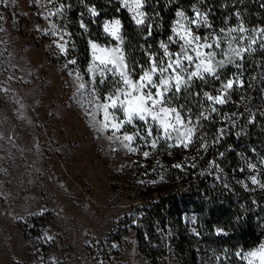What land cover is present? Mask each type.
I'll use <instances>...</instances> for the list:
<instances>
[{
  "label": "rangeland",
  "instance_id": "obj_1",
  "mask_svg": "<svg viewBox=\"0 0 264 264\" xmlns=\"http://www.w3.org/2000/svg\"><path fill=\"white\" fill-rule=\"evenodd\" d=\"M99 1L98 30L87 22L88 11L75 12L77 5L82 6L80 0H4L0 3V264H157L152 259L153 253L140 248L137 237V226L147 212L144 201L175 187L188 166L217 176L224 169L220 154L225 141L220 138V130L224 129V135L228 129V107L233 103L212 105L217 109L213 113L210 102L204 98L194 100L193 95L182 93L174 101L175 105L182 103L194 114L203 106L217 126L214 138L197 129L195 142L187 149L169 147L175 141L167 140H160L152 149L137 137L132 143L137 151L129 152L121 143L108 139L111 131L100 130L97 122L103 119V114L93 106L90 95L92 78L98 81L100 76L93 65L89 41L98 46L96 55L102 59L110 53L101 49L120 47L128 64L133 66L126 51L124 18L126 13L131 18L135 13L124 7L122 0ZM253 2L144 0V6L136 11L146 14V24H152L153 36L143 42L142 49L162 55L159 45L173 36L172 28L180 19L176 12L184 11L191 18L198 9L208 13L212 28L201 27L197 34L203 37L213 32L225 37L221 48L215 49L217 59H222L221 51L229 50L228 28L243 25L247 30L232 34L237 38L232 47H246L253 37V29L258 31L257 19H252L253 16L243 19ZM128 4L135 8L133 0H128ZM61 5L60 13L50 14L56 13ZM156 6L161 10L154 17L150 10ZM76 17L80 24L83 21L87 25L86 31L82 28L89 46L86 72L79 65L74 31ZM115 20L120 21L118 36L122 44L110 34L115 30ZM105 24L109 26L108 32ZM146 24L141 25L145 31ZM192 27L195 32V26ZM220 29L225 32L221 33ZM60 36L68 42L66 53L54 43L60 41ZM178 50V45H170V51ZM70 60L75 63H68ZM139 72L136 67V73ZM239 73L230 64L220 70V80L208 76L206 81H197L204 91L215 96L221 81L235 79ZM107 75L105 84L96 85L101 98L110 93L118 79L113 74ZM80 83L86 84L85 89L79 88ZM194 88L193 85L189 92H195ZM118 115L122 117V113ZM135 123L143 126L141 121ZM135 130L125 125L121 133ZM199 136L203 140L196 139ZM203 142L207 144L206 150L200 148ZM145 151L150 153L148 157L143 155ZM175 164L181 167L173 169ZM239 168L246 171L243 166ZM250 169L248 184H262L264 174L260 165L252 164ZM183 216L190 228H194L195 213L188 211ZM156 229L164 244L157 258L164 259L165 264H187L185 253L169 244L174 232L171 225H158ZM261 245H264V236L259 243L246 248L206 246L199 253V264H248L236 253L246 254ZM255 264H259L258 259Z\"/></svg>",
  "mask_w": 264,
  "mask_h": 264
},
{
  "label": "trees",
  "instance_id": "obj_2",
  "mask_svg": "<svg viewBox=\"0 0 264 264\" xmlns=\"http://www.w3.org/2000/svg\"><path fill=\"white\" fill-rule=\"evenodd\" d=\"M80 3L82 6L77 5L75 12L88 11L87 22L98 30L100 1L80 0ZM91 8H95L97 15L89 11ZM250 8L244 12L243 19L246 21L253 16L259 29L252 37L256 43L251 44V50L242 53L244 59L239 60L242 69L238 77L243 86L234 84L228 96L227 103L233 104L228 107V129L220 136L225 141L220 154L224 166L221 175L188 166L175 187L143 203L147 212L137 226L139 246L146 253H153L152 259L157 264H165L164 259L157 258L159 251L164 249L162 237L156 229L158 225L170 224L174 229L169 244L185 253L187 264H199V253L206 246L230 250L246 248L259 243L264 236V182L255 186L248 184L252 164H259L264 174V48L260 47L264 37L259 32L264 29V0H254ZM160 10L161 7L156 6L150 12L157 17ZM74 20L79 65L86 72L88 39L79 19ZM146 33L145 27L138 26L128 13L125 14V45L133 66L138 67L139 63L147 61L141 45L153 35L145 39ZM194 86L195 92L203 90L197 80ZM192 98L199 100L203 96ZM216 129L212 119L199 122L198 131L205 132L208 138H214ZM240 166L246 171H241ZM188 211L195 213L194 228H190L184 219L183 215Z\"/></svg>",
  "mask_w": 264,
  "mask_h": 264
},
{
  "label": "snow or ice",
  "instance_id": "obj_3",
  "mask_svg": "<svg viewBox=\"0 0 264 264\" xmlns=\"http://www.w3.org/2000/svg\"><path fill=\"white\" fill-rule=\"evenodd\" d=\"M4 0H0V3ZM135 8L130 7L128 0H122V5L128 7L129 11L134 12L132 19L138 25H145L148 17L142 11L136 9L144 6V0H133ZM63 5L57 8L56 13L62 11ZM93 15H97L95 8L89 9ZM176 16L180 19L176 21V26L172 28L173 36L168 37V41H162L159 45L162 50V55L152 53L146 50L145 54L148 60L145 64L138 65L140 72L136 73V66H130L125 58L124 52L120 47L115 49H101V51L110 53L108 58L102 59L96 55L98 46L89 41L92 49L93 65L99 70L100 79L97 81L92 78L91 97L94 107L103 114V119L98 121L101 131H111L108 139L122 144L129 152H136L137 148L132 147V143L139 137L141 140L155 149L160 140L175 141V144H170L169 147H183L187 149L195 141L193 137L197 132L199 122L201 120L211 119L210 114H206L207 110L203 109L198 114L192 113L190 108H186L184 104L175 105L174 101L179 99L182 93L193 95L196 97L203 96L204 100L210 102V111L217 112V109L212 106L215 104L223 105L228 102L230 90L233 85L243 86V81L236 77L229 78L226 81H221V87L217 89L218 94L212 95L207 91L189 92L194 85L195 80L206 81L208 76L214 80H220V70L227 65H234L237 70L242 69V64L236 63V59L243 60L242 53L251 50V44H255L256 40L251 39V43L247 47H232V42L237 40L232 36L233 33H244L247 31L243 25L226 30L228 40V52L221 51L222 59H217V51L221 48V42L225 39L213 32H209L206 36H201L198 33L201 27L208 29L212 28L209 22L208 13H201L198 9L194 10V17H188L184 11L178 10ZM184 21L187 23L185 24ZM120 21L115 20L113 27L115 28L110 34L123 43L121 37L118 36ZM195 26L196 31H193ZM53 28L56 26L53 25ZM80 27L87 30V25L81 21ZM105 31H109L108 24H105ZM147 39L153 35V27L151 23L146 24ZM257 30L253 29V32ZM221 33L225 29H220ZM264 37V29L259 30ZM53 35L57 33L53 32ZM67 34V33H65ZM175 37V38H174ZM244 37L241 36L240 40ZM60 41H64V36H60ZM54 41L56 46L62 53L67 52V41L60 43ZM239 43V41H237ZM178 45V51H170V45ZM149 48L151 45L148 46ZM264 48V42L260 44ZM207 49L208 51H205ZM96 61H99L97 64ZM68 63H75L74 60ZM93 69L90 68L91 72ZM107 74H113L118 77L112 85L110 93L101 98L96 88L98 84H105L108 80ZM235 75V74H234ZM242 75V72H241ZM134 76L138 78L133 79ZM79 79V78H78ZM86 84L80 83L79 88L85 89ZM155 90V91H153ZM111 109V111H110ZM118 113H122L118 115ZM235 115V114H233ZM195 116V119H193ZM135 121L143 122V126L137 125ZM125 125H131L136 129L132 133L123 132L121 129ZM155 125V128L153 127ZM117 133H121L117 135ZM221 135L224 129L220 130ZM196 139L203 140L202 136ZM201 149H207L206 142L200 144ZM145 157L150 155L149 152H143ZM173 167H181V165H173ZM257 181L253 178V183ZM222 231V230H218ZM115 247V245H114ZM242 260H247L248 264H255L258 259L259 264H264V245L258 249L249 251L246 254L236 253Z\"/></svg>",
  "mask_w": 264,
  "mask_h": 264
}]
</instances>
